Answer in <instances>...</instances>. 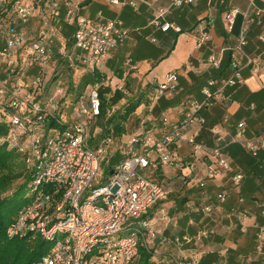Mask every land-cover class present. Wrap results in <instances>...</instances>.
Masks as SVG:
<instances>
[{
	"label": "built area",
	"instance_id": "obj_1",
	"mask_svg": "<svg viewBox=\"0 0 264 264\" xmlns=\"http://www.w3.org/2000/svg\"><path fill=\"white\" fill-rule=\"evenodd\" d=\"M159 1L153 0L154 3ZM197 1L171 0V3L180 9ZM256 1L251 0L243 13L232 8L224 16L223 23L229 32L234 30L240 14L243 19L230 59L228 77L209 79L201 90L204 100L191 101L184 119L172 125L162 138L151 134L157 126L156 120H152L151 127L145 123L142 131L120 148L122 160L110 181L99 187L95 184L100 163L111 145L110 140H105L97 149L90 147L95 121L100 116L101 84L89 87L74 106L70 128L54 137L47 136L44 118L60 109L58 99L65 90L58 86L56 95L46 102L37 98L42 93L47 66L53 61L54 22L60 16V3L55 2L53 13L42 20L37 41H30L27 29L31 17L39 11L36 0L28 3L18 0L12 7L7 25L0 16V110L9 112L11 125L8 136L0 138V143L6 142L10 148L17 149L35 176L32 199L18 212L6 234L10 239L40 237L51 244L49 252L34 264H132L139 256L142 232L145 231L150 240L159 236L151 221L144 218L145 214L170 194L162 184L141 172L156 167L151 162L150 152L158 157L161 164L171 168L187 166L191 174L197 176L201 189L218 178H229L234 188L241 186L245 175L235 171L226 150L230 145L238 144L258 157L264 151V132L247 139L244 121L231 125L225 119L224 123L234 134L223 127L213 128L216 146L208 150L198 142L199 131L189 135L187 130L194 124L205 126L203 112L216 102L225 101L228 88L244 84V69L250 68L254 75L262 71L263 60L247 52L252 27L264 26V8L257 6ZM112 3L118 4V1L113 0ZM74 15V8H69L67 17L70 19ZM163 16L161 12L153 24L163 32L180 31L175 24L163 22ZM128 37L129 30L121 20L103 22L77 16L69 60L73 65L93 72L114 49L123 46ZM208 39L204 32L197 47L200 49ZM260 40L264 41V36ZM64 50L60 49V53L63 54ZM209 60L213 69L221 68L222 58L211 55ZM178 81L177 72L168 74L166 80L151 91L146 106L152 110L163 97L174 93ZM41 112L47 113L42 115ZM161 123L167 125L169 119L162 118ZM135 145L140 146L141 153H136ZM183 145L190 146L195 153L201 149L208 151L204 174L198 175L196 163H186L177 154L175 149ZM50 186L54 187L52 192L47 190ZM215 199L223 205L227 194L220 192ZM214 209L211 205L197 206L193 212L212 216ZM242 215L236 213L239 220ZM129 223L132 226L127 235L118 237ZM242 230L245 231V227ZM211 234V230H202L195 236L164 238L163 241L176 248L173 255L175 264H200L196 258L187 257L184 248L193 242L209 239ZM255 251L256 255L264 257V226L258 228ZM253 261L246 262L250 264Z\"/></svg>",
	"mask_w": 264,
	"mask_h": 264
},
{
	"label": "crops",
	"instance_id": "obj_2",
	"mask_svg": "<svg viewBox=\"0 0 264 264\" xmlns=\"http://www.w3.org/2000/svg\"><path fill=\"white\" fill-rule=\"evenodd\" d=\"M57 1L60 3V16L54 23L55 40H66L65 45L57 44L60 46L59 49H66L67 44L73 41L77 16L103 22L118 19L129 30L127 42L114 49L97 68L104 86H111L115 91L123 89L127 93L128 85L129 89L134 87L136 93L145 91L148 98L151 91L166 80L168 74L178 73V87L174 93L163 97L152 110L146 106L147 101L143 100L141 106L130 117L126 125L127 133L124 134L118 146L121 154L120 148L131 142V139L142 131L145 123L151 127L152 120H156L157 126L152 129L151 134L162 138L169 132L172 125L184 119L191 101L204 100L202 88L209 79H215L214 76L218 74V70L210 66L209 58L211 55H216L225 63L228 62V54L234 51L237 35L243 22L240 14L234 30L229 32L226 31L223 23L224 16L232 8L238 9L241 13L245 12L251 0H198L194 5L183 6L180 9L174 8L171 0H160L156 3L153 0H117L118 4H113V0H66L67 3H64V0ZM256 3L257 6L264 8L261 0H257ZM71 7L74 8L75 15L69 19L67 11ZM161 12L164 13L163 22L175 24L180 31L163 32L154 25L153 20ZM37 16L38 14L35 13L30 23ZM204 32L209 39L199 49L197 44ZM261 36H264V26L252 27L247 52L264 62V41L260 40ZM71 65L75 66L72 63ZM90 73L88 78H91ZM259 73L254 75L250 68L244 69V84L228 88L225 91V101H218L203 112L206 118L205 126L194 124L187 130V134L199 131L198 142L208 150L216 146L213 128L223 127L234 134V131L224 123L225 119L231 125L244 121L247 139L262 134L264 132V67ZM162 118H168L169 123L163 125ZM180 147L175 149L180 158L186 163L195 162L198 175L204 174L209 157L208 151L201 149L195 153L188 145ZM226 153L235 171L245 175L243 183L237 188L230 185L229 178H218L210 181L206 188L201 189L198 187L197 176L191 174L187 166L171 168L161 164L158 157L150 152L151 162L156 167L149 169L152 172L158 171V176L153 180L162 184L166 190L169 189V185H173L174 181L177 184L181 183L185 194L184 198H178L181 199L180 203L169 200L168 197L175 192V189H170V194L162 198L163 204L149 218V221L159 236L164 235L166 238L173 239L190 235L189 233L195 232L197 228L192 226L193 220L189 212H185V204L189 206V202L197 196L198 192L202 194L200 200L205 198L204 202L208 200L207 192L212 194L211 198H216L218 193L225 192L227 201L220 205L222 210L226 209L222 211L224 213L222 216L226 220L223 225L231 227V231H237L236 238H231V232L228 235L226 231L221 233L218 230L215 232L208 229L212 231L210 237L213 236L215 249L208 252H191L200 243L193 242L188 246L190 252H186L187 255L196 256L199 261L206 256L215 255L221 258L220 263L207 264H221V262L248 264L246 261L250 260H254L250 264H264V257L255 253L258 228L264 226V151L258 157L252 156L240 147L228 149ZM173 179H175L173 182H169ZM252 190L255 191L253 195H243L245 191L249 193ZM238 212L243 214L240 220L236 217ZM196 215L197 220L204 217L208 222L215 221L213 215ZM243 227L245 231L242 230ZM147 242L154 244V241L149 238Z\"/></svg>",
	"mask_w": 264,
	"mask_h": 264
},
{
	"label": "trees",
	"instance_id": "obj_3",
	"mask_svg": "<svg viewBox=\"0 0 264 264\" xmlns=\"http://www.w3.org/2000/svg\"><path fill=\"white\" fill-rule=\"evenodd\" d=\"M18 0H0V16L5 14L4 7L9 9L12 8ZM38 2H42L40 0H36V4L38 6V16L40 18L39 27L44 20V18L48 15H51L54 10V3L58 2L57 0H44L45 7L43 10L40 9ZM3 7V8H2ZM9 13V12H8ZM10 13L8 14L7 18H4L5 24H8L10 20ZM3 18V17H2ZM30 22V21H29ZM55 23V22H54ZM38 32V31H37ZM180 32H178L179 34ZM39 37L37 36L36 39H31L30 41H37ZM74 46V39L67 44V48L69 49V55L72 52ZM53 53L55 59L59 62H62L63 57L62 53H60V49L57 52L53 46ZM232 52L228 54V62L225 63L224 60L222 61L221 68L218 70V74L214 76L216 80H221L228 77V73L231 67V59ZM69 59V56H68ZM54 61V60H53ZM51 62V64L53 63ZM68 62L67 60H65ZM70 62V60H69ZM51 64L49 66H51ZM49 66L45 71L44 77V85L42 89V93L37 97L41 99V101L46 102L53 98L54 96H48V89L50 88L51 82L50 78L51 75L53 78H57L59 74L57 72V65L56 67L49 71ZM36 73V72H34ZM91 78H88L84 75L82 78L83 88L95 83H100L101 88L99 90L100 95V102H101V110L100 116L97 118L96 126L94 128V134L92 135V139L90 142V147L92 149H97L100 144H102L105 140H110L111 145L107 148L106 155H107V163H110V167L108 173L111 174L115 170V166L119 165L118 161L115 163H111L114 159L115 152H111L110 150L112 146H120L121 139L124 134L127 133V123L130 117L137 111V109L141 106L143 100L146 97V92L139 93V95H134L132 100H128L122 107H117L123 100L126 99V92L123 89H116L113 90L111 86H104L102 84V76L95 70L90 73ZM60 84L57 85V88ZM127 91H131L128 87ZM129 89V90H128ZM70 88L65 89V94L63 96H59V106L60 109L57 112L48 114L44 118V128L46 130L48 137H54L57 133L63 132L66 129L70 128V124L72 123V114L75 104L81 99L84 93L78 96L76 101L70 102L67 104L66 98ZM73 90V87L71 91ZM67 112V113H65ZM47 112H41L40 114L45 115ZM9 112H5L0 110V138H5L8 136L11 125L9 124L8 120ZM240 147L238 144L230 145L228 149ZM136 153H141V148L139 145H135ZM243 149V148H242ZM244 150V149H243ZM19 156H24L18 152L17 149H12L8 146L6 142L0 143V264H34L35 262L39 261L44 257L50 250L51 244L40 237L31 238L28 237L26 239H10L8 238L6 232L9 225H11L17 215L18 212L27 205L32 199V186L34 184L35 176L34 172L28 167V172H15L13 163L14 161L19 158ZM25 159V158H24ZM261 159V158H260ZM255 161V158H254ZM252 161V162H254ZM257 164V163H255ZM102 166V160L100 163V167ZM101 170V168H100ZM100 172V171H99ZM25 178L24 188H29V193L26 196H21L20 191L18 189L12 195L8 196V192L12 189L15 182L20 179ZM252 187V183L250 184ZM23 189V188H22ZM48 192H52L54 187L50 186L47 188ZM253 191V190H252ZM250 191L249 193L245 191L247 196L253 195L255 191ZM248 193V194H247ZM164 200L161 199L152 209H150L144 216L146 220H149L150 217L154 215V213L158 210L159 206L163 204ZM152 210V211H151ZM151 211V212H150ZM132 225L129 223L126 225L123 231L129 232V229ZM143 234L140 236V250L139 256L136 260L132 262V264H163L158 262L157 255V248L161 247L160 245H168V242H164L163 239L166 238L163 236H158L154 241V244H150L147 242V235L146 232L143 231ZM161 237V238H160ZM169 239V238H168ZM173 257V255L171 256ZM218 260V261H217ZM221 258L218 256H206L201 259L200 264H207V263H220ZM173 262V261H172ZM175 264V263H174ZM233 264V263H232ZM235 264V263H234Z\"/></svg>",
	"mask_w": 264,
	"mask_h": 264
},
{
	"label": "rangeland",
	"instance_id": "obj_4",
	"mask_svg": "<svg viewBox=\"0 0 264 264\" xmlns=\"http://www.w3.org/2000/svg\"><path fill=\"white\" fill-rule=\"evenodd\" d=\"M24 1H27V3H28L30 0H24ZM38 5H39L41 10H43L45 7L44 1L38 2ZM4 9L8 10V11H4L5 14L2 15L3 19L7 18L8 14L12 12L11 7L9 9H7V7H4ZM39 23H40L39 16L33 18V21H31V23L30 22L28 23L27 29L30 33V37L32 40L36 39L38 36L37 31L39 30ZM57 44L58 45H60V44L65 45L66 40H64V41H61L58 39L55 40V33H54V44H53V46H54V49H56V51L58 52L60 46H58ZM68 56H69V49L66 48L64 50L63 55H62V57H63L62 62H60V61L58 62L55 59V57H53L54 61L51 64V66H49L50 67L49 71H51V69L55 68L56 67L55 65H57L56 74H59V76L57 78H53L51 75V78H50L51 85H50V88L48 89V96L56 95L57 85L60 84L59 85L60 89L65 90L67 87L70 88V90L67 94V98H66L67 104H70V102L74 103V101H76L78 99V96L80 94H82V93L86 94L87 87L83 88L82 78L84 75L87 76V74H89V72L87 70L80 68V67L72 66L71 63L69 62ZM65 60H67L68 62H66ZM72 87H73V90L71 91ZM130 90H131L130 92L128 91L126 93V99L123 100L117 107H122L123 104H125L128 100L129 101L132 100L134 98V95H139V93H140V92L139 93L134 92L135 91L134 87H131ZM147 100H148V98L145 97L144 102ZM65 113H67V112H65ZM170 115H172V113ZM111 152H115V156H116V158L113 159L111 163L113 164L116 161H118V163H119L122 159V155L118 151V148L116 146H112L110 153ZM13 166H14L15 172H24V173L28 172L27 171L28 165H27L25 159L21 156H19V158H17L14 161ZM109 167H110V163H107V155H105L104 158L102 159V166L100 167L101 170L97 176V180H96L97 184H95V187L104 186L110 181V179H111L110 177H112V175L110 173H108ZM116 167H117V165L115 166V168ZM141 172L151 179L158 176V171L152 172L151 169H146V170H143ZM174 180L175 179L170 180L169 182H173ZM25 181H26L25 178L18 179L15 182V184L13 185L12 189L9 190L8 196L12 195L18 189H21V191H20L21 196H26L29 193V188H27V187L24 188ZM174 182H173V185L172 184H171V186L169 185L168 190L175 189L174 190L175 192L171 193L172 195L169 196L168 199L174 200V201L176 200L180 203V200L182 198H184L185 192L181 188L182 187L181 183L177 184ZM196 195L197 196H195V198H193L192 201L189 202V206H187L185 204V212H189V215H190V217H192V220H193L192 226L194 228L195 227L197 228V230L195 232H192V233L190 232L189 234L191 236H195L202 230L211 229V230H214L215 232L217 230L219 232L221 231V233H224L226 231V233L228 235L231 234V238H236V235L238 234L237 231H235V230L231 231V229H229L228 225H223V224H225L226 220H224V218L222 216L224 214V213H222V211H224L226 209L222 210L220 204H218L216 199L214 197L211 198L212 194L210 192L206 193L208 200L205 202H204L205 198L204 199L202 198L200 200V197L202 196L201 192H198ZM192 197H194V196H192ZM178 198H181V199H178ZM205 205H211V206H214V208H215L214 214H213V219L215 221H213V223L206 221L207 219L205 220L204 217H200L198 220L196 219L197 215H196V213L193 212V209L197 206H205ZM258 210H260V208H258ZM229 232H231V233L229 234ZM232 232H233V234H232ZM126 233L127 232L123 231L121 234L118 235V237H121V236L124 237L127 235ZM150 244L152 245L153 243H150ZM160 246L161 247L157 248V252H159V255L156 256L157 257L156 260L158 262L163 263V264H174L173 257H171L176 252V248L174 247V245H171L168 243V245H160ZM215 247L216 246L213 243V236H212L209 239H206L203 242H200L198 246H195V248L193 250H191V252H208L210 250H214ZM184 249H185V252H190L188 250V246H186ZM186 256L187 257H194L197 260H199L196 256H189V255H187V253H186Z\"/></svg>",
	"mask_w": 264,
	"mask_h": 264
},
{
	"label": "water",
	"instance_id": "obj_5",
	"mask_svg": "<svg viewBox=\"0 0 264 264\" xmlns=\"http://www.w3.org/2000/svg\"><path fill=\"white\" fill-rule=\"evenodd\" d=\"M113 173H114V171H113V172H111V175H113Z\"/></svg>",
	"mask_w": 264,
	"mask_h": 264
}]
</instances>
